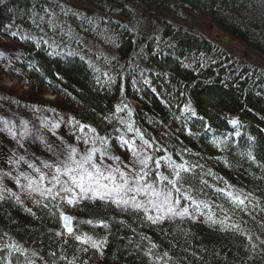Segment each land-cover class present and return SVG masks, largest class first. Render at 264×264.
I'll return each mask as SVG.
<instances>
[{"label":"trees","instance_id":"trees-1","mask_svg":"<svg viewBox=\"0 0 264 264\" xmlns=\"http://www.w3.org/2000/svg\"><path fill=\"white\" fill-rule=\"evenodd\" d=\"M0 31L13 33L0 37V68L30 93L7 99L62 119L101 155L118 156L120 137L140 146L147 185L181 210L55 196L32 206L0 190V264H264V0H0ZM215 59L235 82L214 76ZM247 66L262 73L236 75ZM147 76L158 82L140 84Z\"/></svg>","mask_w":264,"mask_h":264},{"label":"rangeland","instance_id":"rangeland-1","mask_svg":"<svg viewBox=\"0 0 264 264\" xmlns=\"http://www.w3.org/2000/svg\"><path fill=\"white\" fill-rule=\"evenodd\" d=\"M197 16L193 18L187 16V19H182V21H184L185 26H190L214 39L220 46H222L221 43L228 45L229 47H222L233 54L236 53L241 56L243 55L242 52H247L214 27L197 19ZM193 21L194 23H191ZM2 50L0 49V57L8 56L9 52ZM246 58L249 59L247 56ZM27 87L22 80L12 74L5 73L0 68V190L28 201L31 205H37L41 197L47 194H50L51 197H54L53 194H55L60 199H66L67 202L82 198H93L94 196L112 199V195L118 193L112 190L113 187L103 189L94 185L93 190L81 192L64 174L66 167H75L72 159L79 161L89 152L97 155V151L91 146L84 153L86 146L89 147L87 140L76 137L72 130L64 126L58 117L26 110L20 104L10 103L7 100L6 97L8 96L5 93L18 97L29 95ZM42 97L45 100H53V96L47 95V93ZM76 146L78 152L70 159L71 149ZM92 147L94 146L92 145ZM121 148H126L127 153L133 155L138 163L144 157V153L137 150L138 148L134 145L122 143ZM96 164L99 166L102 164L110 165L107 161ZM119 167L123 168V165L120 164ZM57 168H60L61 171L57 172ZM133 168L135 169L131 175L134 179H130L128 184L120 189L126 192L130 200L126 201L127 205L138 207L144 212L161 210L164 214L181 213L180 208H177L178 205H175L169 197L168 203L165 204L163 203V196H153L151 191L147 189L143 192L136 191L137 185L144 186V183L136 178L143 169V165L141 167L140 165L133 166ZM105 172L106 176H114L118 184L123 183L120 173L108 174L107 171ZM53 177H57L59 182ZM102 183H108V181ZM67 188H71L72 191H63ZM132 196L134 199H132ZM169 207L173 210L167 211Z\"/></svg>","mask_w":264,"mask_h":264},{"label":"snow or ice","instance_id":"snow-or-ice-1","mask_svg":"<svg viewBox=\"0 0 264 264\" xmlns=\"http://www.w3.org/2000/svg\"><path fill=\"white\" fill-rule=\"evenodd\" d=\"M232 123H236L235 120L232 121ZM83 127V126H82ZM147 143V142H145ZM76 153V149H71L70 159H72V156ZM116 159H119L118 157ZM72 163L75 165V167H66L64 169V174L69 177L71 180V183L75 185L77 188L81 190V192H86L93 190V186H99L100 188L107 189L109 187L108 183H102V181H111L113 184V191L119 192L120 189L124 187V185L128 184V180L125 178V174L120 172V177L123 180L122 184H117L115 181L114 176H105L104 172L100 169L99 165H97L93 159L92 154L89 152L87 155L83 156L79 161L72 159ZM141 164H144L145 161H140ZM87 166V167H86ZM176 169H178L175 172V176L179 178L180 176V170L186 171L184 169L183 165H177ZM57 172H60L61 169L57 168ZM117 172H119V169H116ZM53 179H56L57 182H59L57 177H53ZM143 176H137V180H142ZM167 179V178H165ZM177 181L170 180L169 183L173 185V188H175ZM151 191L153 196H163L164 200L163 203H168V197L171 195V192H156L155 189L151 185H144L143 187H140L137 185L135 188L138 192H143L145 190ZM131 190V189H129ZM176 191H179L178 188H175ZM63 191H72L71 188L63 189ZM134 199V197H133ZM72 201L70 200L69 203ZM173 209L169 207L167 211H172ZM66 220H70L69 217H65ZM69 232H71V228L68 229ZM77 239H80V237H77ZM95 246V245H93Z\"/></svg>","mask_w":264,"mask_h":264},{"label":"bare ground","instance_id":"bare-ground-1","mask_svg":"<svg viewBox=\"0 0 264 264\" xmlns=\"http://www.w3.org/2000/svg\"><path fill=\"white\" fill-rule=\"evenodd\" d=\"M4 1H7V0H4ZM169 21H173V19H170ZM47 23H50V22H47ZM6 25V24H5ZM25 27V26H24ZM25 28H27V27H25ZM27 29H29V28H27ZM39 32H33V33H30V35L32 36V37H34V38H40V37H42V36H44L45 34H46V26H45V24H43V28L42 29H40V30H38ZM28 32H30V31H28ZM11 35H13V33L12 34H8V32H6V31H0V37H2L3 39H10V36ZM47 56H49V55H51L50 53H48V52H44ZM157 54V56H158V58H161V60L162 59H167L168 57H169V59L170 60H176V63H179V59H180V57H179V55L178 54H171V55H168V57H166L167 55L166 54H161V56L159 57V55H158V52L156 53ZM50 57V56H49ZM135 57V61L134 60H132L134 63H138L139 65H141L142 67H143V69L145 68V70H147V71H153V70H155L154 68H152L151 67V64L149 63V61H148V59L146 58V57H144V56H140V55H135L134 56ZM217 64H219V65H217ZM262 65H263V70H264V61L262 62ZM221 66H223V65H220V62H219V60L218 59H215V60H213V63L211 64V67L216 71L215 73H214V76L216 77V78H218L219 79V77L222 79V78H225V79H228L229 81H233V82H235V80H236V76H235V74L233 73V72H231V71H225V70H223V71H219L218 72V70H220L221 69ZM175 67L176 68H178V69H180V67H179V65H177V64H175ZM214 70H212V71H214ZM243 72H245V73H247V74H250V75H252V74H254V76L255 77H259V73H262V71H259L255 66H247V67H245V68H242V69H239L238 70V72L236 73V75H238V74H241V73H243ZM222 75V76H221ZM150 82H153L154 84L155 83H157L158 82V79L156 80V81H150V79H149V77L147 76V78L145 79V81L144 80H140V84H145V85H147L148 83H150ZM158 85V84H157ZM28 88V87H27ZM28 91H29V89H28ZM47 95H50V96H53V95H51V94H48L47 93ZM122 103H124V100H126L127 102H129V103H131V104H137V102L135 101V99L133 98V97H131V96H125V95H123L122 97ZM10 103H14V104H20V103H18V102H16V101H14V100H12V99H7ZM21 105V104H20ZM21 107H22V105H21ZM27 110V109H26ZM44 115H46V114H49V113H46V112H44L43 113ZM68 128L70 129V130H72L71 129V127L68 125ZM72 132H73V130H72ZM74 133V132H73ZM230 134V137L231 138H236L237 137V134L234 132V131H230L229 132ZM83 137V136H82ZM84 138V137H83ZM88 142H89V144L90 145H93L92 144V142H90L89 140H87ZM144 174H147V171L145 170L144 171Z\"/></svg>","mask_w":264,"mask_h":264},{"label":"water","instance_id":"water-1","mask_svg":"<svg viewBox=\"0 0 264 264\" xmlns=\"http://www.w3.org/2000/svg\"><path fill=\"white\" fill-rule=\"evenodd\" d=\"M64 224L68 226V220L64 219Z\"/></svg>","mask_w":264,"mask_h":264}]
</instances>
